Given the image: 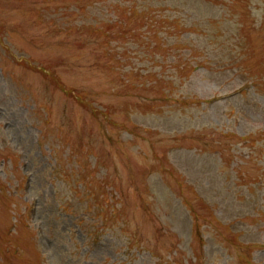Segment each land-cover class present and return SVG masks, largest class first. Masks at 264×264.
<instances>
[{"label": "rangeland", "instance_id": "obj_1", "mask_svg": "<svg viewBox=\"0 0 264 264\" xmlns=\"http://www.w3.org/2000/svg\"><path fill=\"white\" fill-rule=\"evenodd\" d=\"M0 264H264V0H0Z\"/></svg>", "mask_w": 264, "mask_h": 264}]
</instances>
